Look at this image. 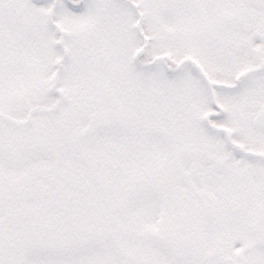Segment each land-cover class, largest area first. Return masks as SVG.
<instances>
[{
    "label": "snow or ice",
    "instance_id": "6c2138e0",
    "mask_svg": "<svg viewBox=\"0 0 264 264\" xmlns=\"http://www.w3.org/2000/svg\"><path fill=\"white\" fill-rule=\"evenodd\" d=\"M0 264H264V0H0Z\"/></svg>",
    "mask_w": 264,
    "mask_h": 264
}]
</instances>
